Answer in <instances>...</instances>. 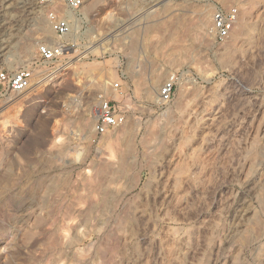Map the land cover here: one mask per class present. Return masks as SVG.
Returning a JSON list of instances; mask_svg holds the SVG:
<instances>
[{
  "label": "rangeland",
  "instance_id": "obj_1",
  "mask_svg": "<svg viewBox=\"0 0 264 264\" xmlns=\"http://www.w3.org/2000/svg\"><path fill=\"white\" fill-rule=\"evenodd\" d=\"M221 3L98 0L88 15L80 10L71 17L67 37H58L50 24L57 5L0 0V73L32 69L36 76L33 88L21 93L0 83V264H264V0H254L246 40L227 53L226 41L209 44L188 34L183 39L191 47L182 58L173 39L162 42L163 31L145 33L163 9L186 15V26L197 23L199 7L238 9ZM35 23L50 35L34 33ZM99 30L115 33L101 41ZM43 43L66 50L57 74L40 79ZM175 55L185 62L172 68ZM84 68L95 71L79 74ZM160 68L170 71L162 85L178 78L165 108L143 92L144 80ZM100 76L114 91L107 99L126 113L130 145L118 138L101 147L96 131L84 142L72 123L68 103L104 96L89 92L92 87L82 91ZM181 83L188 91L182 103ZM25 94L34 100L17 103ZM169 108L172 117L163 118ZM10 110L21 111L18 124L6 117ZM107 162L108 172L84 176Z\"/></svg>",
  "mask_w": 264,
  "mask_h": 264
},
{
  "label": "bare ground",
  "instance_id": "obj_2",
  "mask_svg": "<svg viewBox=\"0 0 264 264\" xmlns=\"http://www.w3.org/2000/svg\"><path fill=\"white\" fill-rule=\"evenodd\" d=\"M97 3H98V0H86V1H84V4H83V6H82V8H81V12H83L84 14H86V15H88L89 13H90V11L92 10V9H94L95 8V6L97 5ZM222 3L224 4V5H228V3H234L237 7H238V14H237V17H236V21L234 22V27H233V30H232V32H231V34H230V36H229V38L226 40V44H225V48H224V46H223V49H224V52H226L227 53V51L229 52L231 49H232V47L237 43V42H241V41H244V40H246V38H247V35H248V28H250V26H251V23H252V8H253V6L255 5V3H254V0H222ZM221 3V4H222ZM196 5V4H195ZM194 5V6H195ZM193 6V5H192ZM230 6V5H229ZM198 7V6H197ZM63 8V7H62ZM161 8H166V6H162ZM160 8V9H161ZM173 8V7H172ZM192 8V7H191ZM194 8V7H193ZM156 9V8H155ZM198 9V8H197ZM174 11V10H173ZM214 11H215V9L214 8H212V7H208V8H204V7H199V9H198V18H197V23H195V25L193 26H186L185 25V22H184V20H185V18H186V15L183 17V16H177V18L176 17H174V16H176V15H172V11L170 12V13H168L169 11H165V9H163L162 10V14L160 13V15L162 16L161 18H158V20L157 19H155L154 21H151L150 23H148L147 25H146V31H145V33H147V34H149V36L150 37H153L151 34H153L154 32H156V31H158V32H160V31H163L164 33L162 34V39L161 40H163L162 42L164 43V42H166V41H168V40H170V39H173L175 42H176V45H175V50H177V52L179 51V53L180 54H178V57H186V54H187V51H189V48L191 47H188V41H190V40H184V39H187V35L188 34H193V38H194V41H195V39H196V41H199V38H200V41H201V39H203L204 40V42L206 41V43H209L210 41H213V38H214V35H213V32H212V29H213V27H214ZM175 12V11H174ZM166 13H168V14H166ZM148 14V13H147ZM166 14V15H165ZM174 14V13H173ZM178 15V14H177ZM155 17H157V16H155ZM107 19L109 20V21H111L112 20V17L109 15L108 17H107ZM21 20V19H20ZM141 20V19H140ZM152 20H153V18H152ZM191 21V20H190ZM193 21V20H192ZM191 21V22H192ZM134 23V22H133ZM188 23H189V21H188ZM193 23V22H192ZM138 24V23H137ZM186 24H187V22H186ZM107 25V24H106ZM148 27V28H147ZM102 29V28H101ZM137 30V29H136ZM140 30V29H139ZM35 31V32H34ZM34 33H36L37 32V34L38 33H40L42 36H44V37H47V36H49L50 35V29H48V28H46V26L44 27L43 25H40V23L38 24V23H35V25H34ZM29 32V31H28ZM109 32V30L107 31V32H104L103 30H99V37H100V39H101V41L102 40H106V39H109L108 37H111V35H112V33H115V31H112V32H110V33H108ZM136 33V32H135ZM137 33H138V31H137ZM121 34H122V32H121ZM125 34H127V33H125ZM131 34V33H130ZM139 34V33H138ZM119 35V34H118ZM118 35L117 34H115V36H117V38H118ZM143 35H144V33H143ZM114 36V35H113ZM122 36V35H121ZM127 36H128V34H127ZM187 36V37H186ZM97 37V36H96ZM123 38H122V40L124 41L126 38H128V37H126V35H125V37L124 36H122ZM133 37H134V35H133ZM161 37V36H160ZM112 38V37H111ZM117 38H116V40H117ZM121 38V37H120ZM119 38V39H120ZM131 38V37H130ZM142 38V37H141ZM159 38V37H158ZM158 38H157V40H158ZM184 38V39H183ZM133 40H134V38H132ZM132 39H130V40H132ZM135 39H136V37H135ZM146 38H144V40H145ZM190 39H191V37H190ZM92 40V39H91ZM110 40V39H109ZM136 40H138V38L136 39ZM136 40H134V42L136 41ZM153 41V40H152ZM172 41V40H171ZM181 41H182V43H184L183 41H186V43L187 44H185V45H182V43H181ZM130 42H133V41H130ZM134 42H133V44H134ZM149 42H151V41H149ZM154 42V41H153ZM201 42H203V41H201ZM107 43H108V40H107ZM136 43V42H135ZM152 43V42H151ZM150 43V44H151ZM159 43V42H158ZM205 43V44H206ZM97 44V43H96ZM130 44V43H129ZM129 45L130 47V53H133L134 51H135V46L134 45ZM204 44V43H203ZM204 44V45H205ZM210 44V43H209ZM209 44H208V47H209ZM28 44H25L22 48H21V52H20V54H21V58L23 57H26L27 56V53H28V46H27ZM154 45H155V43H154ZM202 45V44H201ZM204 45H202V46H204ZM158 46V45H157ZM161 46V45H160ZM162 46H163V44H162ZM147 47V46H146ZM149 47H152L151 45L149 46ZM155 47V46H154ZM153 47V50L155 49ZM145 48V47H144ZM163 48V47H162ZM151 49V48H150ZM222 49V50H223ZM148 50V49H147ZM94 51V50H93ZM145 52H146V50H144ZM151 51V50H150ZM19 52V51H18ZM154 52H157L156 51V49H155V51ZM164 52V51H163ZM163 52H161V53H163ZM232 52V51H231ZM151 53V52H150ZM160 53V52H159ZM156 54H158V53H156ZM134 55V54H133ZM159 55V54H158ZM161 55V54H160ZM179 55H181V56H179ZM227 55V54H226ZM9 56H11V55H9ZM9 56H8V58H9ZM17 56V55H16ZM150 57V56H149ZM148 57V58H149ZM156 57V56H155ZM184 57V58H185ZM176 58V59H175ZM175 58L174 59H172L173 61H170L171 62V64L170 65H172L171 67L173 68V66L175 65V64H179V63H184L185 61V59H182V58H179V59H177V57H176V55H175ZM223 58V57H222ZM14 59V58H13ZM151 59V58H150ZM152 62H154V61H152ZM169 62V63H170ZM131 65V64H130ZM169 65V64H168ZM169 65V66H170ZM180 65V64H179ZM178 65V66H179ZM182 65V64H181ZM176 66V65H175ZM184 66V65H183ZM141 67H142V65H141ZM187 67V66H186ZM171 68V69H172ZM146 69H147V67H146ZM145 69V70H146ZM154 69H155V67H154ZM171 69H170V67H169V70L171 71ZM93 70L94 69H92V68H84L83 70H81V71H79V74H82V73H92L93 74ZM141 70H143V69H141ZM160 70H161V68H160ZM168 69H165L164 71H152V74L150 75V76H148V78H146L145 80H144V83H143V92H144V95L146 96V99L149 101V102H154V103H158V96H159V90H160V88H161V85H162V80H161V78H162V76H165L166 74H168V73H170V71H167ZM175 70V69H174ZM173 70V71H174ZM95 71V70H94ZM142 72V71H141ZM144 72H146V71H144ZM148 72H150V70L148 71ZM78 73V72H77ZM151 73V72H150ZM92 74H90V75H92ZM144 74H146V73H144ZM144 74H143V72H142V75L144 76ZM149 74V73H148ZM135 75V74H134ZM136 76V75H135ZM91 77V78H90ZM94 77V76H93ZM102 76H100L97 80H93V81H91V83H89V84H87L88 82H90V81H88V82H86V86L87 87H85L84 89H82V91L83 90H85V89H88V88H93L94 89V91H93V89H90L91 91H89V92H95V91H97V90H99V92L101 93V91L103 92V94H104V96H106V98H107V96L109 95H111L112 94V92L114 93V91L112 90V88L111 87H109V82L106 80V79H103V78H101ZM137 77H139V76H137ZM141 77V76H140ZM89 78L90 79H94V78H92V76H89ZM96 78V77H95ZM73 79V78H72ZM161 80V81H160ZM185 81V80H184ZM72 82H74V80H72ZM76 82V81H75ZM74 82V83H75ZM74 83H73V85H74ZM111 83V82H110ZM193 84V86L192 87H194V92L196 93V91L198 90V89H196L197 88V83H192ZM80 85V84H79ZM180 85V98H179V102L180 103H182L181 101H182V98L183 97H185V95L188 93V91H186L187 89L185 88V85L186 84H184V83H181V84H179ZM75 86H76V84H75ZM78 86V85H77ZM83 86V85H82ZM84 87V86H83ZM82 88V87H81ZM111 88V89H110ZM96 89V90H95ZM88 92V91H87ZM193 92V93H194ZM115 93H116V91H115ZM32 93H30V95H31ZM30 95H27V94H25L24 96H20L21 98H16V100H17V103H19V104H23V103H28V102H30V101H32V100H34L33 99V96L31 97ZM98 95V94H97ZM100 95V94H99ZM96 96V95H95ZM179 96V95H178ZM78 97V96H77ZM14 98V97H13ZM74 98V97H73ZM74 101H72L71 103H68V105L70 104H72L71 106H72V108H73V114H72V116L74 117V121L72 122L73 124H76L80 129H81V131L83 132V134H82V139H83V137H84V139H83V141L85 142V140H88L89 138H90V136L92 135V133L93 132H95V124H96V122H97V120H98V113H99V105H100V99H99V96L98 97H94V95L93 94H90V95H88V96H80L79 98H77L76 99V96H75V99H73ZM184 102V101H183ZM35 103V102H34ZM175 103H176V101H175ZM174 103V104H175ZM18 104V105H19ZM36 105V104H35ZM66 105V104H65ZM178 106V108H179V103L177 104ZM182 105V104H181ZM176 106V105H175ZM29 107V106H28ZM11 111V110H10ZM8 112L7 113V116L6 117H10V118H12V121H13V123H15V124H18V122H19V117H21L22 116V114H21V111L18 113V114H12V111L11 112ZM33 111V110H32ZM14 113V112H13ZM70 113H71V110H70ZM6 114V113H5ZM170 114V115H169ZM172 114H173V112H172V109L171 108H169L168 109V111H166L165 113H163L162 114V116H163V118H164V116H166V115H168V116H171L172 117ZM28 115H30V114H27L26 116H28ZM129 116V115H128ZM168 116H166V117H168ZM29 117V116H28ZM63 117V116H62ZM72 117V118H73ZM161 117V116H160ZM170 117V118H171ZM173 117H175V115L173 116ZM169 118V117H168ZM161 119V118H160ZM10 120V119H9ZM66 120H69V119H66ZM169 120H172V119H169ZM71 121V120H70ZM69 121V122H70ZM156 121V120H155ZM160 121V120H159ZM167 121V120H166ZM166 121H164V122H166ZM169 123H170V121H168ZM157 123H158V121H157ZM161 123V122H160ZM179 123V122H178ZM6 124V123H5ZM155 124V123H154ZM159 124V123H158ZM19 126L21 127V124H19ZM0 128H5L4 126L3 127H1L0 126ZM1 132H3V130H0V133ZM51 132H53V131H51ZM129 132H130V130H129V128H128V125H127V121L122 125V126H120L119 128H116L115 130H114V132L112 131V132H109V133H107V134H105V135H102L103 137H102V139L100 140V142H99V144L98 145H100L101 147H105L106 145H108V143H110L111 141H115V140H118V138H120L121 140L122 139H126V137H127V135L129 134ZM153 132V131H152ZM53 133H56V132H53ZM2 134V133H1ZM1 134H0V136H1ZM4 132H3V135L2 136H4ZM54 135V134H53ZM50 139V138H49ZM59 139V138H58ZM119 139V140H120ZM132 140V139H131ZM128 141H129V139L127 140L126 139V143H128ZM71 142H72V139L70 138L69 139V141H68V144H71ZM130 142V141H129ZM56 143L59 145L60 144V139L59 140H57L56 141ZM73 143V142H72ZM111 144V143H110ZM129 145H130V143H128ZM127 144V145H128ZM58 145H56V147H58V149H61ZM126 145V146H127ZM53 146V145H52ZM55 147V146H54ZM101 147H99V148H101ZM128 147V146H127ZM131 147V146H130ZM133 149V148H132ZM86 150V149H85ZM101 150H102V148H101ZM127 150V149H126ZM130 150V149H129ZM87 151H89V150H87ZM132 152H133V150H132ZM129 153V152H128ZM154 156V155H153ZM65 158H66V156H65ZM120 158V157H119ZM147 158H148V156H147ZM51 159V158H50ZM124 159L125 158H123V161H124ZM150 159H152V158H150ZM150 159L148 158V159H146V165H149L150 164ZM54 160V159H53ZM101 161H103V160H101ZM123 161H121L122 163H121V168L122 169H124L126 166H125V163H126V161L125 162H123ZM52 164H54L53 162H51ZM127 165V164H126ZM112 166V164L111 163H102V164H99V166L98 165H95V167L94 168H92V170H86L85 172H84V176H86L88 173H90V171L91 172H94L93 174H94V176H95V174H99V175H101L102 173H106V172H108L107 171V169L109 168H112L111 167ZM128 166V165H127ZM131 167V166H130ZM114 168V167H113ZM127 168V167H126ZM126 168H125V171H126ZM148 168V167H147ZM89 171V172H88ZM112 173H114V172H112ZM92 174V175H93ZM90 175V174H89ZM88 176V175H87ZM96 177H97V175H96ZM99 177V176H98ZM100 179V178H99ZM84 180V179H83ZM85 180H86V178H85ZM107 196V195H106ZM105 196V199H107V197ZM104 199V200H105ZM105 205H106V203H105ZM81 252H84V251H78L77 253H80L79 255L80 256H82V253ZM86 252V251H85ZM86 254V253H85ZM85 254H83V255H85Z\"/></svg>",
  "mask_w": 264,
  "mask_h": 264
},
{
  "label": "built area",
  "instance_id": "obj_3",
  "mask_svg": "<svg viewBox=\"0 0 264 264\" xmlns=\"http://www.w3.org/2000/svg\"><path fill=\"white\" fill-rule=\"evenodd\" d=\"M48 3L57 5L58 8L50 13L51 29L58 37H67L72 29V16L77 15L84 0H45ZM64 7L68 15L61 17L58 15L60 8ZM64 12V11H63ZM238 14V9H226L221 5H217L214 11V27L212 29L214 38L217 42L226 41L234 27V22ZM66 46L59 44L52 46L48 43L40 44L38 55L40 65L45 69L40 72V79L55 76L58 72L57 65L61 62ZM36 76L32 69H24L15 71L11 74L1 72L0 83L4 85L6 92L21 93L33 88ZM178 85V78L175 76L166 80L159 90L158 104L161 108H165L174 98ZM120 84L113 85L115 91L119 90ZM100 105L98 120L95 124V131L99 135H105L114 131L126 122V113L123 108L107 99L106 96H100Z\"/></svg>",
  "mask_w": 264,
  "mask_h": 264
}]
</instances>
